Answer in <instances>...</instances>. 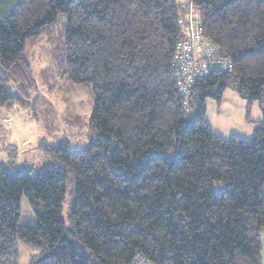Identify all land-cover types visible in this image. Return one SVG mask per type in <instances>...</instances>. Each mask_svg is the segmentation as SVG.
<instances>
[{
  "label": "trees",
  "instance_id": "trees-1",
  "mask_svg": "<svg viewBox=\"0 0 264 264\" xmlns=\"http://www.w3.org/2000/svg\"><path fill=\"white\" fill-rule=\"evenodd\" d=\"M191 1L233 69L186 95L174 63L186 2L0 0V135L16 102L39 98L28 44L46 41L93 101L85 149L62 141L42 167L0 164V264H19V242L37 249L28 264H263L264 0ZM229 89L248 122L260 105L251 138L207 122V100ZM23 197L37 226L19 224Z\"/></svg>",
  "mask_w": 264,
  "mask_h": 264
},
{
  "label": "rangeland",
  "instance_id": "rangeland-1",
  "mask_svg": "<svg viewBox=\"0 0 264 264\" xmlns=\"http://www.w3.org/2000/svg\"><path fill=\"white\" fill-rule=\"evenodd\" d=\"M27 52L38 82L39 98L29 109L16 102L4 116V119L12 117L13 122L3 125L0 164L12 171L42 167L50 160L47 148L62 141L75 150H83L89 144L88 122L93 112L89 92L61 76L53 63L51 46L46 41L28 44ZM206 107L209 126L225 139L233 135L251 138L255 122L262 119L260 105L256 102L251 110L252 122H248L247 101L232 89L226 91L220 104L208 99ZM223 189L220 183L214 185L216 192ZM19 224L38 225L37 216L26 197L21 200ZM36 252L37 249L19 242V264H28L29 257Z\"/></svg>",
  "mask_w": 264,
  "mask_h": 264
},
{
  "label": "built area",
  "instance_id": "built-area-1",
  "mask_svg": "<svg viewBox=\"0 0 264 264\" xmlns=\"http://www.w3.org/2000/svg\"><path fill=\"white\" fill-rule=\"evenodd\" d=\"M188 4V12L183 22L186 39L176 48L174 63L178 71L177 86L184 94L201 78L212 72L232 71V60L222 53L212 42L203 35L201 30L200 12L193 6L191 0H181ZM11 124L12 119L7 118ZM135 264H149L142 257Z\"/></svg>",
  "mask_w": 264,
  "mask_h": 264
},
{
  "label": "crops",
  "instance_id": "crops-1",
  "mask_svg": "<svg viewBox=\"0 0 264 264\" xmlns=\"http://www.w3.org/2000/svg\"><path fill=\"white\" fill-rule=\"evenodd\" d=\"M259 121V120H257ZM262 261H263V264H264V234L262 236Z\"/></svg>",
  "mask_w": 264,
  "mask_h": 264
}]
</instances>
